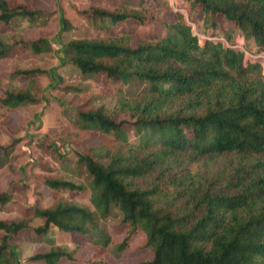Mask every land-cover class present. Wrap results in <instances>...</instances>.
<instances>
[{"label":"trees","instance_id":"1","mask_svg":"<svg viewBox=\"0 0 264 264\" xmlns=\"http://www.w3.org/2000/svg\"><path fill=\"white\" fill-rule=\"evenodd\" d=\"M119 0L113 9L82 10L96 25L160 20L163 34L132 42L133 30L121 28L97 39L74 38L61 45L64 58L82 73L100 72L118 82L113 105L78 111L81 127L102 138L78 153L90 175L92 200L104 216L116 206L124 235L113 242L95 223L92 212L67 197L84 187L60 177H45L52 201L35 208L41 219H0V264H20L15 245L19 232L42 236L54 231L45 251L27 261L41 264H106L119 258L142 230L150 258L133 264H264V75L257 60H245L240 49L220 40L202 44L181 11L162 20L164 0ZM187 13L202 14L205 25L219 18L233 23L264 50V0H184ZM41 10L0 0V24L16 17L33 18ZM62 27L66 21L62 19ZM13 44L38 51L39 40L25 41L10 33ZM12 47L0 40V56ZM36 69H16L26 84L4 91L7 111L22 102H37ZM132 80L144 86L123 94ZM85 105V102L83 103ZM126 118H119L121 115ZM126 125L142 129L143 138L129 139ZM100 159H103L101 161ZM10 199L0 191V204ZM72 243L73 247L66 246ZM86 244L87 259L76 253Z\"/></svg>","mask_w":264,"mask_h":264},{"label":"rangeland","instance_id":"2","mask_svg":"<svg viewBox=\"0 0 264 264\" xmlns=\"http://www.w3.org/2000/svg\"><path fill=\"white\" fill-rule=\"evenodd\" d=\"M9 1L38 8L41 12L33 18L16 16L9 24H0V40L12 45L4 56H0V97L4 91H13L26 84L25 77L13 73L16 69L38 70L34 80L40 97L37 102L25 101L10 111L0 104V191L10 195L6 203L0 204V219L18 220L25 217L29 226L40 224L42 221L34 215V209L45 207L52 201L51 191L44 179L60 177L84 187L83 190L68 193L67 197L90 210L99 230L113 242H119L124 235L119 209L111 205L104 216L100 215L88 187L90 175L78 161V153H84L89 147L103 142L101 137L81 127L78 111L102 104L113 105L117 98L114 90L118 82L107 79L100 72L82 73L64 58L61 45L74 38H101L115 34L121 28L133 30L132 42L135 43L142 36L163 34L164 28L156 17L142 24L128 21L99 26L82 14V10L89 6L111 10L119 0ZM164 1L167 5L162 20L171 21L173 12L181 11L200 44L205 36H210L218 38L215 40L225 45L243 48L250 54L243 58L257 60L264 75V50L259 49L253 39L245 37L232 22L219 18L213 28L205 25L202 14L196 11L193 20L187 13L184 0ZM129 4L137 7L138 1L129 0ZM62 19L66 21L65 27H62ZM12 31L19 32L18 38L25 41L41 39L40 49L35 51L31 46L24 47L17 42L13 44ZM143 86L140 81L132 80L122 85V92L136 94ZM119 118H126V115ZM125 129L129 139L143 138L142 129L136 130L130 125H126ZM55 236L53 230L42 236L23 230L10 242L15 245L20 264H41L27 261V258L35 252L45 251L49 240ZM144 241V232L140 230L128 242L121 256L115 258L108 255L106 264H133L139 259L150 258V252L143 248ZM66 246L73 247V244L67 243ZM90 255L88 244L76 253L79 259H87ZM61 264L78 263L63 260Z\"/></svg>","mask_w":264,"mask_h":264},{"label":"built area","instance_id":"3","mask_svg":"<svg viewBox=\"0 0 264 264\" xmlns=\"http://www.w3.org/2000/svg\"><path fill=\"white\" fill-rule=\"evenodd\" d=\"M213 39V40H215V39H218V38H216V37H210V36H205L204 37V39ZM225 45V44H224ZM225 46H229V45H225ZM231 47V46H230ZM232 48H235V47H232ZM237 49H239V48H237ZM240 50L243 52V56L245 57V56H249L250 54L246 51V50H244L243 48H240Z\"/></svg>","mask_w":264,"mask_h":264}]
</instances>
